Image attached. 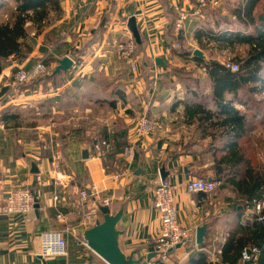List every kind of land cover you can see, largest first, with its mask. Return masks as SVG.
<instances>
[{"label":"crops","instance_id":"obj_1","mask_svg":"<svg viewBox=\"0 0 264 264\" xmlns=\"http://www.w3.org/2000/svg\"><path fill=\"white\" fill-rule=\"evenodd\" d=\"M47 2V18L26 24L32 52L25 58L11 57L0 75V97L10 92L9 83L18 68L31 69L39 60L58 81L28 83L0 104V200L24 181L30 183L36 197L30 214L1 219L0 264H108L81 241L85 229L79 226L83 210L78 192L94 182L108 184L111 213L124 210L119 222L124 231L122 249L146 258L154 253L160 230L153 191L162 180L163 169L166 179L175 185L178 219L194 232L190 240L170 252L166 263L242 264L231 261L234 246L239 240H253V231L264 220L255 223L253 209L238 202L241 195L231 184L216 188L211 203L203 193L186 188L194 177L215 179L212 134L203 130L197 116L189 115V92L181 81V69L207 80L206 69L197 61L209 60L206 40L196 38L199 21H187L184 51L165 53L173 35L174 6L190 10L193 0ZM248 2L221 0L219 7L210 8L205 22L219 15L224 25L236 23L235 9L246 16ZM258 2L253 11L256 16L262 12L264 0ZM16 4V0H0V23L9 20ZM132 17L144 43L137 50L136 76L115 53L119 40L134 37L128 26ZM219 25L208 26L231 30ZM196 49L204 58L194 55ZM66 56L80 68L73 64L66 72L54 73L58 60ZM157 58L164 59L167 66L158 65ZM203 88L210 95L207 82ZM202 104L217 110L213 102ZM235 106L245 111L242 104ZM140 114L159 119L162 128L150 137L136 138L133 128ZM116 136L126 142L124 147L133 145L132 157L126 161L123 152L115 151L111 158L97 157L93 143L108 138L113 144ZM86 149L88 158L83 155ZM125 169L129 172L125 177L115 182L109 179L108 174ZM204 223L209 225L205 242L197 245L196 229ZM51 230L64 231L67 253L44 258L39 254L42 236ZM200 253L204 255L199 258Z\"/></svg>","mask_w":264,"mask_h":264},{"label":"trees","instance_id":"obj_2","mask_svg":"<svg viewBox=\"0 0 264 264\" xmlns=\"http://www.w3.org/2000/svg\"><path fill=\"white\" fill-rule=\"evenodd\" d=\"M47 1L16 0L17 4L15 9L11 11L9 20L0 23V75L11 57L25 58L32 52L27 41L26 24L31 20L43 21L47 18ZM258 1L249 0L247 3L249 13L246 16L240 9H235V22L243 25L242 28L218 30L205 26L206 20L199 21L197 26L196 38L199 41L200 39L206 40L207 44L212 42L224 44L225 47H232L235 44L249 45L246 56L237 61L239 69L232 71L215 59L200 60L196 58L198 63L202 64V67L207 71V80H203V83L207 82L211 92L207 96L203 92V86H198L199 82H196L194 88L181 79L185 89L189 92L187 99L189 104L191 103L188 109L189 115L197 116L203 124V130L212 134L210 150L213 152L215 163L214 181L218 182L219 188L231 184L241 195L238 202L250 209H254L257 202L264 200V167L254 164L248 144L251 139V131L257 126L264 125V98L258 99L255 96L264 91V5L261 13L257 16L253 14ZM237 7L241 8L240 6ZM174 22L175 19L172 30ZM173 37L174 31L169 43ZM181 43L183 45L182 37ZM142 45H144L143 41L137 43V50L139 47H143ZM137 50L135 55H137ZM49 80L58 83L55 80V75L40 77L33 83ZM205 102H213L217 110L206 108L202 104ZM192 103L198 104L192 107ZM235 103L242 104L245 111L236 108ZM105 139L109 140L108 138L101 140ZM113 139L112 151L105 159L111 158L114 151L116 153L123 152L125 149V141L120 140L117 136ZM256 216L255 214V218ZM262 223V226L258 224L256 230L253 231L255 235L253 240H248L249 242L246 241V243L242 240L237 242V245L234 246L235 254L231 259L232 262L239 263L240 261L243 264L241 251L247 246L254 245L257 252L252 253L253 264H264V221ZM230 243L232 244V242ZM203 252L205 253L204 250ZM204 253H200L199 258ZM225 261H230V259L225 256ZM203 264L209 263L206 261Z\"/></svg>","mask_w":264,"mask_h":264},{"label":"built area","instance_id":"obj_3","mask_svg":"<svg viewBox=\"0 0 264 264\" xmlns=\"http://www.w3.org/2000/svg\"><path fill=\"white\" fill-rule=\"evenodd\" d=\"M220 0H193V6L190 10H186L181 5H175L176 18L174 22V37L172 41L165 48V53L170 56L174 50L182 48L181 37L186 29L187 21L190 19H204L206 18L207 8L219 7ZM137 42L134 37L130 36L119 40L115 47L117 58L127 64L133 76L139 71V60L136 54ZM222 64L232 71L239 69L238 63L231 61L222 62ZM78 62L74 67L80 68ZM49 74V68L43 60H39L31 69L18 68L13 76V81L9 84L10 94L22 88L28 83L44 77ZM9 93H4L0 97V104H2L8 97ZM162 128V123L159 119H155L146 114H140L136 117L133 134L138 139H143L154 135ZM113 144L109 140H102L93 143V150L97 157L106 158L112 151ZM134 152L133 145L126 146L123 151V158L129 160ZM108 174V173H107ZM127 169L124 171L112 172L109 179L112 182L121 179L128 175ZM60 178V176H57ZM40 181V176H37ZM218 187L217 181H209L201 177H194L190 179L186 188L191 193H203L211 203L213 193ZM109 186L107 183L101 186L97 183H92L79 189L78 196L82 205V217L79 221V226L88 229L94 226L98 221L102 220L103 213L101 207H109L112 202L111 196L107 193ZM57 198V197H56ZM153 204L160 215V230L156 237L154 253L155 255L150 259H144L139 264H164L169 258L172 250L176 249L180 244L190 240L194 232L182 225L178 219L177 209L175 206V185L168 179L159 180L153 191ZM36 205V197L31 190V185L28 181H24L17 188L12 190L10 194L0 200V222L4 217L11 215L30 214ZM257 215L256 220L261 222L264 220V200L257 202L254 209ZM207 216L209 213L206 214ZM67 233V230L65 231ZM82 243L86 242L82 239ZM199 250L203 248L197 247ZM257 248L254 245L245 247L241 252V261L245 264L251 261L253 264V254L256 253ZM67 253V239L64 231L51 230L45 232L42 236V249L39 253L42 257H51L54 255H65Z\"/></svg>","mask_w":264,"mask_h":264},{"label":"water","instance_id":"obj_4","mask_svg":"<svg viewBox=\"0 0 264 264\" xmlns=\"http://www.w3.org/2000/svg\"><path fill=\"white\" fill-rule=\"evenodd\" d=\"M128 26L132 31L137 42H140V33L137 27L136 19L132 17L129 20ZM194 55L204 58V54L201 50L196 49ZM156 63L163 67L167 66V63L162 58H157ZM58 66L56 67L54 73L60 71H67L74 64V60L69 56L63 57L58 60ZM84 158L89 157L88 150L83 152ZM34 166H36L34 164ZM37 171V170H36ZM162 179H166L167 174L164 169L161 171ZM209 181L213 179L209 178ZM101 212L103 213L102 220L98 221L94 226L85 229L83 233V240L86 242L87 246L91 248L95 253H97L102 259H104L108 264H139L144 257L136 258V251H133L129 255L121 247V237L124 231L120 229L119 222L124 213L121 209L116 213H111L108 207H101ZM208 223H204L196 229V244L203 245L205 242V236L208 231ZM180 244L177 246L179 247ZM155 253L147 255V259L153 257ZM245 264H251V261Z\"/></svg>","mask_w":264,"mask_h":264},{"label":"rangeland","instance_id":"obj_5","mask_svg":"<svg viewBox=\"0 0 264 264\" xmlns=\"http://www.w3.org/2000/svg\"><path fill=\"white\" fill-rule=\"evenodd\" d=\"M263 5H264V3H262L261 9H262ZM213 8H217V7H212L211 9H213ZM206 11H207V14H206V20H207V17L209 16V14L212 11H210V8H207ZM2 15H4V14H2ZM5 15H6V13H5ZM203 20H205V18L199 19L198 21L202 22ZM217 22H220V25L218 26L219 28L227 26L231 30H236L237 26L239 25L238 22L228 24V25H224L221 22V18L219 15H216V16L213 15L210 19V22L207 23L205 26H208L209 24L211 26H215V24ZM221 25H224V26H221ZM248 47H249L248 44H235V46H232V47H229V46L225 47L224 44L220 45V44H215V43L211 42V43L207 44L206 52H207L209 60L215 59V60L220 61V62L231 61V62L237 63V61L239 59L244 58L246 56V54L248 52L247 51ZM183 48L185 49L184 43L182 45V48L178 49V51H180V52L184 51ZM188 49H190V48H188ZM181 70H182V74H183L181 76V79L185 80L187 82L186 83L187 85H190V86L192 85L191 87H194V88L196 86V82H199L198 86H201V87L202 86L204 87L206 85V83H203L202 79L195 77L193 75V73L191 75H189L187 73H184L183 69H181ZM12 81H13V78H12L11 82ZM187 87H189V86H187ZM255 96L258 99L264 98V91L262 92V94L255 95ZM250 137H251V139L249 140L248 144L250 147V155L254 159L253 160L254 164L256 166L262 165L264 167V125H260V126H257L256 128H254L251 131Z\"/></svg>","mask_w":264,"mask_h":264}]
</instances>
